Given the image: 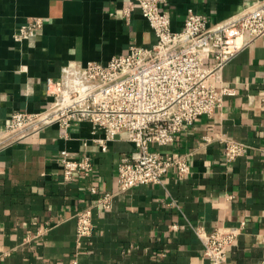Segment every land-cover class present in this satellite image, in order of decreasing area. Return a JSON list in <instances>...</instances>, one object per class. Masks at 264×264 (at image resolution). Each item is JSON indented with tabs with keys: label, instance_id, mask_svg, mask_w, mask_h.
<instances>
[{
	"label": "crops",
	"instance_id": "1",
	"mask_svg": "<svg viewBox=\"0 0 264 264\" xmlns=\"http://www.w3.org/2000/svg\"><path fill=\"white\" fill-rule=\"evenodd\" d=\"M264 0H167L173 31L188 10L211 25ZM124 0H0V130L15 111L39 112L52 100L46 81H58L71 62L107 64L131 46L152 47L157 38L137 7L125 22ZM42 20L41 37L15 42L27 20ZM234 88L214 117L186 126L171 148L188 157L190 173L176 170L161 184L121 193L118 163L135 150L125 135L103 153L90 123L69 137L52 126L0 148V264H211L197 230L245 226L229 250L231 264H264V36L248 44L217 74ZM221 139L247 146L233 162ZM208 141V142H207ZM91 157L94 172L63 176L61 151ZM97 188L93 194L91 189ZM113 195L109 210L98 206ZM92 208L93 234L77 244L76 214ZM38 236L37 239H34Z\"/></svg>",
	"mask_w": 264,
	"mask_h": 264
},
{
	"label": "built area",
	"instance_id": "2",
	"mask_svg": "<svg viewBox=\"0 0 264 264\" xmlns=\"http://www.w3.org/2000/svg\"><path fill=\"white\" fill-rule=\"evenodd\" d=\"M122 15L130 23L138 7L154 32L152 47L133 45L124 55L107 64L71 62L62 69L58 81H46L51 101L36 113L15 111L0 130V148L58 126L63 138L75 124L90 123L103 153L109 143L125 135L135 150L118 163L117 183L121 193L146 185L161 184L165 175L176 170L182 177L190 173L188 157H176L155 148H171L186 126L200 117H214L226 98L236 90L215 78L246 44L264 36V1L242 14L211 25L202 14L188 10L181 31H173L171 17L164 10L167 0H124ZM44 22L27 20L14 34L15 42L33 41L42 36ZM225 158L233 162L243 156L247 146L228 139ZM208 142V141H207ZM63 176L71 181L75 174L94 172L91 157L74 158L61 151L58 158ZM97 194V188L91 189ZM113 195L98 198V206L109 210ZM77 244L93 234L92 208L76 214ZM245 223L234 230L216 228L209 234L197 230L203 255L211 264H231L229 250L237 242ZM38 236L34 239H37Z\"/></svg>",
	"mask_w": 264,
	"mask_h": 264
}]
</instances>
